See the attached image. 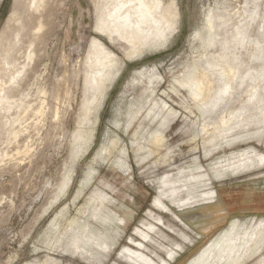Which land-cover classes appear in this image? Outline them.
Wrapping results in <instances>:
<instances>
[{
    "label": "rangeland",
    "instance_id": "374dc122",
    "mask_svg": "<svg viewBox=\"0 0 264 264\" xmlns=\"http://www.w3.org/2000/svg\"><path fill=\"white\" fill-rule=\"evenodd\" d=\"M37 2L0 0V264H264V81L263 102L245 104L258 20L238 50L249 81L230 98L201 105L173 83L207 68L194 34L208 10L243 0H178L169 46L132 62L129 47L94 33L93 0ZM93 38L124 65L84 154L95 122L81 121ZM153 67V96L178 116L129 124L145 102L132 81ZM157 131L164 139L154 144Z\"/></svg>",
    "mask_w": 264,
    "mask_h": 264
},
{
    "label": "bare ground",
    "instance_id": "6f19581e",
    "mask_svg": "<svg viewBox=\"0 0 264 264\" xmlns=\"http://www.w3.org/2000/svg\"><path fill=\"white\" fill-rule=\"evenodd\" d=\"M93 1L99 6L93 28L94 33L109 40L111 44L121 43L129 47L130 49L124 54L127 62L143 59L148 53L164 50L169 46L170 39L176 30L169 29L170 25L177 24L179 17L178 0ZM33 2L37 7H40L37 0H33ZM243 3L245 4L244 7L232 8L219 5L215 9L212 7L213 9H209L204 16L202 32L194 34V38L200 41V48L203 51L200 58L205 60L207 68L193 65L184 78L174 79L173 83L180 87L181 92L188 93L196 103L209 105L213 102L214 106H216L224 99L230 98L238 85L241 86L245 83L246 77H241L240 74L241 68L239 67L238 54L241 51L238 50L244 47L250 25L255 20H258L256 24L260 30V37L252 45L256 52L251 54V63L256 64L257 69H255V66V68L246 67L245 73L251 78L249 79L250 83H245L250 88V92L245 98V104L258 105V103L263 102L261 96H259L261 99L257 97V88H260L258 87L260 86L259 84L264 81V40L262 39L264 34V15L260 13L263 1L243 0ZM18 5H16L17 8H19ZM15 10H13V14L9 18V23L15 22ZM90 42L89 55L83 67L85 68V73L83 72L85 91L82 107L84 119L81 121H87L85 117L92 114L95 122L88 129L89 137L84 154L89 151L93 144L96 130L94 126L98 119V112H100L99 110L102 108L112 85L120 77L124 65L118 56L98 39L93 38ZM32 57L33 53H28L27 59L31 60ZM136 75L137 77L132 81L131 85L136 83V85L139 84L138 86H143L142 91L145 93V102L138 103L136 114L128 116L130 118H128L129 124L139 116L140 119L142 117L144 120L150 119L148 121L149 125L153 124L154 120L162 121V127L167 126L169 121H175L178 112L165 101L153 96L155 95V88L160 84L158 81L161 80L157 70L153 67L149 74L138 71ZM141 78L144 80H141ZM147 91H151L148 96H146ZM205 109H208V107ZM197 110L201 112L200 108H197ZM142 112L143 114L140 115ZM232 129L228 127L222 128L218 136H228ZM80 134L79 132L76 134V139L82 136ZM162 134L158 131L153 134L152 141L154 144L161 143L164 139ZM103 152L104 150L101 149L96 157L100 158ZM262 162L264 163V158ZM70 181L71 177L68 179V182ZM210 204L208 203V205ZM208 205H205V207ZM212 208L215 209L216 207L213 206Z\"/></svg>",
    "mask_w": 264,
    "mask_h": 264
}]
</instances>
